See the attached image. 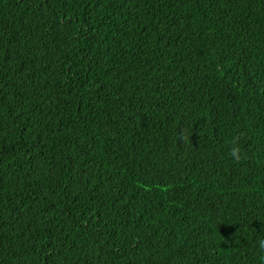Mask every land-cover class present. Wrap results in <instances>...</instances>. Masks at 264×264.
Returning a JSON list of instances; mask_svg holds the SVG:
<instances>
[{"label":"trees","instance_id":"trees-1","mask_svg":"<svg viewBox=\"0 0 264 264\" xmlns=\"http://www.w3.org/2000/svg\"><path fill=\"white\" fill-rule=\"evenodd\" d=\"M261 240L264 0H0V264H264Z\"/></svg>","mask_w":264,"mask_h":264},{"label":"clouds","instance_id":"clouds-1","mask_svg":"<svg viewBox=\"0 0 264 264\" xmlns=\"http://www.w3.org/2000/svg\"><path fill=\"white\" fill-rule=\"evenodd\" d=\"M231 155L236 159V160H240L241 156H240V149L239 147H233L231 150ZM260 247L261 249H264V240L260 241Z\"/></svg>","mask_w":264,"mask_h":264},{"label":"bare ground","instance_id":"bare-ground-1","mask_svg":"<svg viewBox=\"0 0 264 264\" xmlns=\"http://www.w3.org/2000/svg\"><path fill=\"white\" fill-rule=\"evenodd\" d=\"M192 19V18H191Z\"/></svg>","mask_w":264,"mask_h":264}]
</instances>
